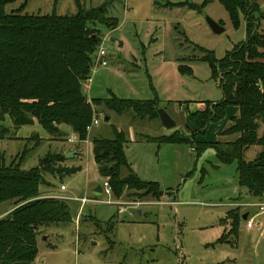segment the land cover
<instances>
[{
  "label": "rangeland",
  "instance_id": "1",
  "mask_svg": "<svg viewBox=\"0 0 264 264\" xmlns=\"http://www.w3.org/2000/svg\"><path fill=\"white\" fill-rule=\"evenodd\" d=\"M22 1L16 0L6 5L5 11L9 13L17 9ZM77 1L85 9L105 2L109 5L107 15L118 19L117 28L106 30L102 35L105 39L101 46L106 51L108 65L91 68L94 71L87 98L107 97L110 92L123 99L157 97L159 107L165 106L177 124L166 134L181 138L180 134L186 136L189 133L190 136L182 142L163 143L156 153L157 143L147 139L164 135L166 129L160 130L162 127L158 118H139L130 112L117 115L102 105L94 107L99 124L90 131L86 130L87 137L79 144L88 139L91 141L93 135L111 138L110 118L113 126L123 130L128 138L127 127L131 126L136 142L127 147V159L132 161L141 179L158 181L163 196L157 204L155 201H145L146 198L141 201L125 194L116 199L112 190L110 195L104 192L95 194L92 186L101 185L102 181L91 147H85L83 160L57 162L55 166H81L74 174H44L46 182L57 188L61 184L65 186V191L58 189V197L55 198L69 199L71 222L39 228L34 264H221L233 259L246 263L251 258L256 264H264V229L258 226L246 234L244 224L239 225L238 240L234 239L238 243L237 249L230 243H215L221 235L217 223L233 204L229 202L239 191L237 164L236 161L227 164L220 162L215 150L210 147L197 155L196 144L199 139H209L210 131L198 134L197 128L190 129L194 126L191 111L204 109L206 102L216 103L223 97L218 82L211 77L209 64L199 60L203 53L196 46L212 51L217 59L222 58L245 38L243 20L234 29L218 0H210L198 10L188 5H164L185 0ZM203 1L189 0L195 5ZM76 10L75 0H29L24 12L63 15L73 14ZM207 16L218 19L224 30L214 33L206 23ZM198 104L201 105L195 106ZM106 115L107 121L104 120ZM263 129L264 123H260L258 133ZM56 140L62 142L64 136ZM218 140L225 141L222 137ZM75 142L78 143V139ZM23 146H19L16 155L20 156L27 148L23 157L17 159L15 156L16 159L14 157L9 161L3 159L4 165L8 167L14 162L11 166H15L21 162V168L29 169L36 166L46 153L52 157L61 154L55 151V143L50 144L49 148L37 138L29 139ZM260 150L259 146H251L245 152V161L253 160ZM45 187L49 186H42ZM82 197L88 201L80 210ZM254 203V207H257L259 202ZM114 204L125 212L112 218L115 225L113 231L108 233L109 241L102 229L104 223L116 214ZM11 205L10 201L0 203V217L6 215L4 213ZM136 208L141 209V214L134 210ZM259 218L264 221V217L258 216L256 222Z\"/></svg>",
  "mask_w": 264,
  "mask_h": 264
},
{
  "label": "trees",
  "instance_id": "2",
  "mask_svg": "<svg viewBox=\"0 0 264 264\" xmlns=\"http://www.w3.org/2000/svg\"><path fill=\"white\" fill-rule=\"evenodd\" d=\"M15 1L0 0V121L8 116L12 132L36 121L49 136L62 137L65 134L58 126L65 125L77 136L79 143L86 139L87 126L96 115L94 107L99 105L117 115L130 112L139 118H158L157 97L123 99L110 92L105 98L92 97L89 100L83 91V82L91 73L93 55L102 35L118 26V19L107 15V3L85 9L75 0L77 10L73 14H28L24 9L29 0H23L17 9L7 13L6 5ZM209 1L204 0L200 5L189 0L164 5H188L198 10ZM218 2L227 12L234 29L243 20L245 38L220 59L212 51L196 46L203 53L199 60L209 64L211 77L218 82L223 97L216 103L206 102L204 109L191 111L190 116L197 133L203 134L210 123L224 117L228 106H235L238 115L231 118L232 123L220 135L236 134L237 137L232 141L198 142L195 150L199 155L210 147L220 162L236 161L238 186L254 197L263 198L264 129L261 133L258 129L259 124L264 123V34L259 30L264 11L257 0ZM10 130L0 126V137ZM111 130V138L96 136L91 139L99 176L107 179L116 199L125 194L139 200L146 198L148 202H159L164 193L159 184L142 180L127 161L124 150L127 134L114 126ZM158 137L147 140L157 145L183 141L173 135ZM191 137L195 141L192 133ZM32 138L39 139L37 134L29 139ZM253 145L261 150L253 160L245 161V152ZM27 151L24 148L17 159ZM57 162H67L65 155L61 153L52 157L46 153L36 166L29 169L21 168V162L11 166L12 162L7 167L1 158L0 203L10 201L12 205L6 215L0 217V264H34L39 228L71 222L66 200L44 196L39 191L46 184L45 173L70 175L80 170L79 167L55 168ZM239 222V208L229 209L220 225L229 223L230 229L224 230L215 243L232 245L231 242L238 237ZM114 225L112 218L103 225L102 233L109 241L108 233L113 231Z\"/></svg>",
  "mask_w": 264,
  "mask_h": 264
},
{
  "label": "crops",
  "instance_id": "3",
  "mask_svg": "<svg viewBox=\"0 0 264 264\" xmlns=\"http://www.w3.org/2000/svg\"><path fill=\"white\" fill-rule=\"evenodd\" d=\"M257 2L259 4V6H260V9L264 10V0H257ZM214 20L218 22V19H215L214 18ZM259 30L261 31L262 34H264V20H261L259 22ZM107 96H108V94H107ZM98 98H101V97H98ZM102 98H105V97H102ZM174 105H175V103H174ZM200 105L201 104H198V105H195V106H200ZM164 107H161V108L165 109V111H166V107L165 108ZM174 108H176V106H174ZM237 109H238L237 107L228 106L226 108V110H225L224 117L221 120L217 121L215 124L209 125L207 127V129H206L205 132L207 133V132L210 131V138L207 139L206 141L203 140V139H201V140L199 139L198 142H215L220 137L224 138L225 141H232V140H234L237 137L236 134L222 136V135H220V132L222 130H224L225 128H227L232 123L231 118H232V116L236 115V113L238 111ZM111 112H113V111H111ZM174 112H176V110ZM167 113L170 115L169 112H167ZM109 115H110V117H112V114L111 113ZM105 117L108 118L107 115ZM111 119L112 118H110L109 125L110 126H113V123H112V120ZM192 121L194 123V120L193 119H192ZM174 122H175V126L173 128H170V129L164 128L162 126V124L160 123V125L162 127L160 130L163 131V129H166L165 130V133L163 132L164 135L166 133H168L169 131H171L172 129H175L177 127V124H176V121L175 120H174ZM0 126H3V127H5V128H7V129L10 130L11 127H12V122H11L10 118L8 116H5L4 120L0 121ZM194 126H196L195 123H194ZM194 126L191 127L190 129H195L196 127H194ZM58 128H59V130L61 132H63L65 134L64 141H62V142H56L57 141L56 140L57 137L49 136L48 134H46V132H44V130L38 125V123L36 121L32 125H24V126H21V127H19L18 129H16L13 132L10 130V133H8L7 135H5L4 137H0V160L2 158V159H5L6 161H9L12 158H14L18 154V152H19V146L21 144H23L24 145L23 147H25L26 144H27V142H28V140H29V138H30V136H32L33 134H37L38 137H39V139L42 140L43 143H45L46 145H48L49 148H50V144L55 143L54 149H56L55 151H57L59 153H62V154L65 155L68 152H72L73 153L72 157L66 158L67 159V162H69L72 159L73 160H75V159L83 160L85 158V156H86L85 147H86V149H88V148L91 147V150H92V143H91V141L88 139L83 144H79L77 142H73V143L70 142L69 143L67 141V139H68V137L72 136V134H74V133H72V131L70 130V128L67 127V126H65V125H59ZM127 128H128L127 129L128 132H129V138H128V142H127V144L125 146V152H126V149H127V147L129 146L130 143L136 142V139L133 137V131L131 129V126H128ZM117 129L118 130H121L119 127H117ZM155 132H157V131H155ZM160 135H162V134H160ZM160 135H158V136H160ZM180 136H181V138L183 140H185L184 138H186L187 136H190V134L189 133L188 134L186 133V136L183 135L184 137L180 134ZM92 137H96V136L93 135ZM77 145H79V146H77ZM160 145L161 144H159V145L156 146V148H157L156 153L158 152V150L160 148ZM76 147H78V148H76ZM33 150L34 149H32L31 152ZM126 158H127V156H126ZM127 161H128V159H127ZM128 163L130 164V166L133 169V171L138 175L137 171L135 170V167L132 166V161H128ZM79 168H81V166H79ZM100 180L103 182L104 179L102 177H100ZM142 180H145V179L142 178ZM148 181H153V180H148ZM155 182L158 183V181H155ZM46 183H49V184H45L46 186H49V187L42 188V186H41L40 187V190H39L40 193H42L44 196H48V197H58V195H56V194H58L59 191H65V189L64 190H61V185L62 184L59 186V188H57V187L53 186L49 181H47ZM50 186L53 189L50 188ZM97 186H99V185L94 184L92 186V191L93 192H95L94 189L97 188ZM237 187L239 189V191L237 193V196L231 199L232 202H229V203H233V204H236V205L234 206L232 204L229 209L236 208V207L239 208V213H240V222H239V225L241 223L244 224V226H245L244 231L246 232V234H249L252 231V229L255 228V227H257V226L260 227V228H262V229H264V221L262 220L263 218H259L257 220V222H256V217H258V216L259 217H264V213H262L258 209V207H254V205H253V204H255L254 203L255 201H258L259 202L260 199H262V198H257V197L252 196L251 194H249L246 191V189L240 188L238 186V184H237ZM58 189H59V191H58ZM100 193H102V191L101 192H95V194H100ZM66 201H69V199H66ZM159 202H157V204ZM154 204L155 203H153V204H146V205H154ZM174 204H175V201H173V205ZM237 204H240V206L237 205ZM84 205L85 204L81 205V202H80L79 209L81 210ZM114 205H116V204H114ZM115 208H116V214L113 215L110 218H113V219L114 218H117L118 214H121V213H124L125 212L124 209H118V206L117 205L115 206ZM229 209L225 210V215H226V212ZM134 210H137L141 214V209L140 208H136ZM7 211H9V209ZM7 211L4 214H6ZM225 215L221 219H223L225 217ZM243 216H244V218H243ZM110 218L108 220H110ZM250 218H253L254 224H253V226L251 228H248L246 226V222ZM221 219H219V222L217 223V225L220 227V229H221L220 231H221V234H222L224 232V230L227 231L229 229L230 225H229V223H227L225 225H220V220ZM241 231H243V229ZM239 232H240V227H239V230H238V234H239ZM219 237H220V235L217 238H219ZM237 240H238V238H237ZM224 243L225 242H223L221 244H224ZM233 245H234L235 249H237V245H238L237 241L236 242H233L232 243V246ZM233 260L234 261H227V262H223V263H225V264H253L254 263V261H253L252 258H251V260L247 261L246 263H238V262L235 261V259H233ZM254 264H256V263H254Z\"/></svg>",
  "mask_w": 264,
  "mask_h": 264
},
{
  "label": "built area",
  "instance_id": "4",
  "mask_svg": "<svg viewBox=\"0 0 264 264\" xmlns=\"http://www.w3.org/2000/svg\"><path fill=\"white\" fill-rule=\"evenodd\" d=\"M107 35V34H106ZM105 39V36L101 38V42L99 47L97 48L96 52H95V58L93 60V64L91 66V68L93 67L94 69L97 66H106L108 65V61L106 60V51L102 48V44L103 41ZM94 69L91 70L90 75L86 78V80L83 82V91L85 94L89 93L90 90V84L92 82V72L94 71ZM99 124V118H97L96 116H93L91 123L87 126V131H90L92 128H94L95 126H97ZM69 142H75L77 141V136L75 134H72V136L68 137L67 139ZM65 186L61 185V190H64ZM101 191L104 192V194L106 195H110V185L107 182V179H104L102 184H101ZM88 201V199L86 197H82L80 198V202L82 204L86 203ZM258 209L264 213V197L263 199H261L259 201V203L257 204ZM254 224L253 218H250L247 222H246V226L248 228H251Z\"/></svg>",
  "mask_w": 264,
  "mask_h": 264
},
{
  "label": "water",
  "instance_id": "5",
  "mask_svg": "<svg viewBox=\"0 0 264 264\" xmlns=\"http://www.w3.org/2000/svg\"><path fill=\"white\" fill-rule=\"evenodd\" d=\"M206 23L207 25L210 27V29L218 34L221 33L224 29L222 27V25H220L217 21H215L214 19L210 18V17H205ZM157 111V115H158V119L160 121V123L162 124V126L166 129H170L173 128L175 126V122L174 120L171 118V116L165 111V109L158 107L156 109ZM104 120H107V117H104ZM73 153L72 152H68L65 154V158H70L72 157ZM95 192H101V186H97V188L94 189ZM244 218V216H243Z\"/></svg>",
  "mask_w": 264,
  "mask_h": 264
}]
</instances>
